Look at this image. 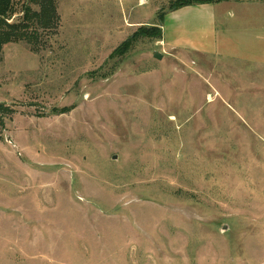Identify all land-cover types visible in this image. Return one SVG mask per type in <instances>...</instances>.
Returning a JSON list of instances; mask_svg holds the SVG:
<instances>
[{
    "label": "rangeland",
    "instance_id": "1",
    "mask_svg": "<svg viewBox=\"0 0 264 264\" xmlns=\"http://www.w3.org/2000/svg\"><path fill=\"white\" fill-rule=\"evenodd\" d=\"M176 1L57 0L4 46L0 264H264V63L143 36ZM224 1L264 29V0Z\"/></svg>",
    "mask_w": 264,
    "mask_h": 264
},
{
    "label": "crops",
    "instance_id": "2",
    "mask_svg": "<svg viewBox=\"0 0 264 264\" xmlns=\"http://www.w3.org/2000/svg\"><path fill=\"white\" fill-rule=\"evenodd\" d=\"M223 2L188 6L167 13L166 17L174 26L169 30L166 25L162 26L164 45L172 50L264 63V29H232L236 27L228 19L234 18L233 13L220 20L216 13L217 5Z\"/></svg>",
    "mask_w": 264,
    "mask_h": 264
},
{
    "label": "trees",
    "instance_id": "3",
    "mask_svg": "<svg viewBox=\"0 0 264 264\" xmlns=\"http://www.w3.org/2000/svg\"><path fill=\"white\" fill-rule=\"evenodd\" d=\"M16 0H0V53L7 44L24 42L32 45L41 42L40 30H54L59 24V15L57 11V0H22L24 13L23 18L17 22H10V19L17 14ZM224 0H177L171 11H176L183 7L204 5L210 3H220ZM36 8V9H35ZM163 18L160 17V26H163ZM152 28L143 33V36L154 39H163V32ZM145 31V30H144ZM127 43L123 45L126 47ZM12 113L7 106L0 104V125L5 118Z\"/></svg>",
    "mask_w": 264,
    "mask_h": 264
},
{
    "label": "water",
    "instance_id": "4",
    "mask_svg": "<svg viewBox=\"0 0 264 264\" xmlns=\"http://www.w3.org/2000/svg\"><path fill=\"white\" fill-rule=\"evenodd\" d=\"M155 58L160 60V59H162V55L160 53H156L155 54Z\"/></svg>",
    "mask_w": 264,
    "mask_h": 264
}]
</instances>
